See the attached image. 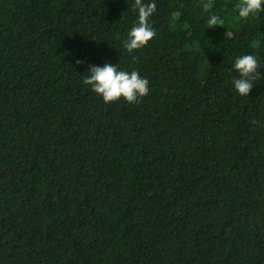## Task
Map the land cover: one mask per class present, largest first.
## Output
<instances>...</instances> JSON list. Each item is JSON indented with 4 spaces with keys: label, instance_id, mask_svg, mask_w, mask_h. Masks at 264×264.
<instances>
[{
    "label": "trees",
    "instance_id": "16d2710c",
    "mask_svg": "<svg viewBox=\"0 0 264 264\" xmlns=\"http://www.w3.org/2000/svg\"><path fill=\"white\" fill-rule=\"evenodd\" d=\"M134 2L0 0V264H264V12L155 0L129 54ZM106 62L149 95L105 104Z\"/></svg>",
    "mask_w": 264,
    "mask_h": 264
},
{
    "label": "clouds",
    "instance_id": "9594fccd",
    "mask_svg": "<svg viewBox=\"0 0 264 264\" xmlns=\"http://www.w3.org/2000/svg\"><path fill=\"white\" fill-rule=\"evenodd\" d=\"M134 9L138 10V22L133 25L128 33V38L123 42V48L129 53L142 49L156 36V30L151 26L150 18L156 12L155 0L144 3V0H135ZM211 4H204L208 9ZM239 16L247 18L250 14L264 12L262 0H242L238 6ZM210 26L221 25L220 17L211 15L208 19ZM228 35V33H227ZM77 64L83 63L81 60ZM261 65L254 55L237 56L234 69L238 72V78H233L232 84L240 96H249L261 73ZM88 75L83 79L84 85L91 86L92 91L102 96L105 104L116 102L123 98L128 104L136 103L149 95V80L141 77L138 70L131 72L120 70L119 64L113 65L106 62L102 67L89 65ZM255 124V118L251 121Z\"/></svg>",
    "mask_w": 264,
    "mask_h": 264
}]
</instances>
